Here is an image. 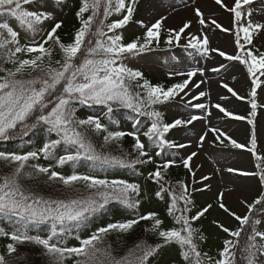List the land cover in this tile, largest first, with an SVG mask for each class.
<instances>
[{"label": "snow or ice", "instance_id": "1", "mask_svg": "<svg viewBox=\"0 0 264 264\" xmlns=\"http://www.w3.org/2000/svg\"><path fill=\"white\" fill-rule=\"evenodd\" d=\"M250 2L251 0H234V4L228 7L223 0H215L216 4L227 8L234 14V22L237 24L235 45L238 51L235 55H228L219 49H212V51L218 52L221 57L238 61L246 66L252 82L249 102L252 108L251 115L254 116L257 109L255 102L257 89L264 86V79H262L264 78V53L257 55L249 46L252 45L253 34L264 30V24H253L250 19L247 20L246 25L241 23L242 18L245 17L243 8ZM137 3L138 0H127V2L126 0H82L81 7L76 13L80 19V27L75 31L72 42L64 43L58 35L62 21H56L53 24L42 42L35 41V36L43 31L42 25L53 19L52 14L46 11L47 0H0V72L5 73L0 75V140L19 139L23 142L25 137H29L30 134L40 129L44 130L49 137L52 134L55 135V138H49L42 147L33 151L23 154L0 152V161L7 165H14L11 174L6 175L0 182V214L12 223L10 232H5L3 228H0V234L12 241L6 245L8 254L17 251L16 245L27 243L42 247L50 264H65L69 258H75L73 264H146L148 258L160 248L175 243L181 248V255L188 264H202V253L195 242L198 230L192 227V221L203 217L212 205H207L195 216L187 215L191 211L189 205L192 204L188 186L183 182H178L181 191L177 194L175 190L166 189L161 184L166 170L173 161L169 160L161 167H157L154 172L149 173V177L160 184V191L156 192V196L160 197L161 192L171 191L172 203L168 213L175 223L180 225L179 228L172 227L163 230V221L158 218V214L149 212L137 219L97 227L86 238L78 234L81 227H86L91 223L92 219L109 204L116 202L128 209L138 208L140 204L139 185L123 179L109 180L75 172L65 176L52 170L51 163L48 167L39 163H31V161L39 160L42 155L49 161L56 160L61 166L66 164L75 166L81 161H89L92 168L107 171L115 167L133 168L136 164L146 162L139 158L129 161L122 157L98 152L87 135L89 130L98 134L106 133L103 136L105 144L115 143L125 136H131L135 139L133 148L138 153V157H148V161H151L137 131L127 133L108 131L107 125L102 123L97 116L80 119L76 113L78 106L81 105L105 106L107 109L105 115L109 122H112L110 114L115 108L132 109L140 115L151 118V125L144 132V136L149 141H153L161 148L165 145L184 147V145H175L168 141L165 138L166 134L170 129L191 124L199 117L192 116L187 121L178 118L172 123H165L162 114L154 110L153 106L172 100L180 93L187 95L185 89L197 72H188L186 74L188 79L165 89L162 85L151 84L143 78L142 72L128 67L123 62L125 56L150 51L153 45L158 46L160 43L163 17L147 27L143 37L138 36L131 42L124 43L123 36L115 34L117 29L123 28L132 20ZM90 9L91 14L85 18L84 14ZM195 11L200 24H207L208 21L205 20L203 13L199 9ZM113 12L125 14L122 19L106 24L105 21ZM250 15V12L247 13V16L250 17ZM12 20L16 22L19 31L10 24L9 21ZM139 23L144 27L142 21ZM190 23L186 22L178 30L169 29L166 43L169 46L174 41L179 43L181 34L190 27ZM210 23L217 29L222 28L215 19H212ZM21 31L31 36L29 43L23 45L20 43ZM223 31H229V29H223ZM109 33L113 34L109 35ZM49 41L59 49V59L53 58L52 46H45L49 44ZM208 43L206 35L202 38L194 36L188 41L187 46L207 53ZM21 53L30 54L31 58L21 59L17 55ZM4 63L13 64L14 68H4ZM218 70L213 69V71ZM198 71L202 73L203 69ZM177 75L183 74L177 73ZM140 80H143V83H140ZM224 87L233 96H237V93L227 84H224ZM199 95L204 96L205 93L201 92ZM240 99L244 98L240 97ZM193 107L204 108L205 106L197 103ZM216 108L227 116L234 115L219 104ZM235 118L245 119L240 116ZM248 123L253 124V121L249 119ZM212 131L217 134L216 139L223 143L221 137L225 134L218 129ZM206 135L207 133L200 137L201 141ZM228 139L234 148L245 149L247 147L230 137ZM250 143L252 148L248 150L255 155L254 131ZM60 150H63L65 154L59 155ZM194 156H196L195 152L183 161L184 167L190 172L189 162ZM256 158L259 159V157ZM27 168H31L32 172L37 174H46L49 180L58 179L65 186L72 187L77 182H83V186L90 192L87 196L67 200L45 199L30 193L26 194L19 179L25 175ZM227 171L250 175V173L233 168ZM31 174L28 173V175ZM251 174L254 175V173ZM202 179L207 180L208 177L205 176ZM260 180L264 184V169L260 170ZM223 196L224 193L221 192L218 197L219 207L228 213L229 209L223 203ZM178 200L183 201L182 208L177 207ZM262 203H264V193L248 205L249 213L257 210L256 206ZM177 212L180 214L176 215ZM230 215L240 222L241 227L233 231L223 225H218L234 239L224 241V247L219 252V259L212 261L209 258L210 264H240L241 261L246 264H256L257 256L264 255V231L256 227L261 221L247 214L243 217L235 213H230ZM141 220L154 222L150 231L162 239V244L154 247L148 246L138 256H132L130 253L131 259L127 256L116 259L108 248L102 251L98 247L110 232H127ZM37 224L49 226L46 236L29 234L30 227ZM70 238L77 240L79 246H68L67 240ZM198 238L202 240L203 236L200 235ZM0 264H7L3 255H0Z\"/></svg>", "mask_w": 264, "mask_h": 264}, {"label": "rangeland", "instance_id": "2", "mask_svg": "<svg viewBox=\"0 0 264 264\" xmlns=\"http://www.w3.org/2000/svg\"><path fill=\"white\" fill-rule=\"evenodd\" d=\"M73 0H70L72 2ZM127 2V0H126ZM228 7L234 4V0H223ZM51 7V6H50ZM136 10L132 19L123 28L115 31V34L123 36V42L128 43L131 39L142 37L147 27H150L157 20L164 18L160 30V43L152 48H165L169 29L178 30L186 22H191L190 27L181 34L179 43L173 42L172 49L147 51L137 55L125 56L123 62L130 68L141 67L153 76L164 78L172 74L175 83H182L188 79L187 73L196 71L185 89L180 93L176 100L167 105L165 109L156 107L162 115H167L171 121L175 119L190 120L192 116L199 119L191 124L178 126L172 132V138L178 139L184 149L181 152V160L184 161L191 153L196 156L189 162L193 177L202 180V190L200 192L203 199L207 202L215 201L217 205L213 208L212 225L215 228L231 226L236 219L230 215L235 213L238 216L249 215L248 205L252 204L263 192L262 184L255 168V161L249 149V141L253 131L258 139L263 143L264 148V86H262L258 95L261 97L262 110L254 118L253 124H249L250 115L246 114V105L240 97H244L246 85L249 77L246 69L241 63L221 57L218 52L212 49H219L228 55H235L238 51L235 45L234 14L227 8L221 7L215 3V0H138ZM196 9H199L208 21L201 25L196 15ZM64 10H67L64 7ZM245 16L251 13L250 19L254 22L264 24V0H252L250 4L243 8ZM125 13H115L108 17L109 23L123 18ZM179 16L172 20L174 15ZM215 19L221 26L217 29L211 25L210 21ZM143 22L144 27L139 23ZM14 29L18 30L14 20L9 21ZM50 21L43 24L40 34L35 36L36 42H42L49 30ZM229 29V31H223ZM110 33L109 35H112ZM207 36L209 51L204 53L199 49L188 47V41L195 37ZM31 41V36L20 32V43L26 44ZM195 42V41H193ZM257 50L264 53V30L259 35L257 41ZM18 54V55H22ZM203 69L201 73L198 71ZM213 69H219L213 71ZM181 73L183 75H177ZM5 73L0 72V75ZM264 79V78H262ZM227 84L232 88L237 96H233L225 87ZM197 85H199L197 87ZM205 93L200 96L199 93ZM202 104L204 108H195L193 105ZM219 104L233 116H227L221 112L216 105ZM236 116L245 117V119H236ZM120 128L124 131H134V123L129 120H121ZM218 129L225 135L221 137L223 143L216 139V133L212 131ZM207 133L204 140L200 137ZM236 140L247 147L245 149L234 148L228 138ZM164 159H169L168 154ZM233 168L250 175H241L239 173H229L227 169ZM251 173H254L252 175ZM208 177L203 180V177ZM3 178L0 176V182ZM223 192V203L229 209L226 213L219 207V194ZM258 206L256 209L258 210ZM259 208L264 209V203ZM256 211V210H255ZM261 222L256 226L258 230L264 231V214L257 217ZM206 259V257H205ZM202 264H210L206 259ZM256 264H264V255H258Z\"/></svg>", "mask_w": 264, "mask_h": 264}, {"label": "trees", "instance_id": "3", "mask_svg": "<svg viewBox=\"0 0 264 264\" xmlns=\"http://www.w3.org/2000/svg\"><path fill=\"white\" fill-rule=\"evenodd\" d=\"M54 1L57 9H62V4H67L68 9L66 14H58L59 20L62 21V27L58 29V35L60 36L62 42L70 43L74 38L75 31L80 27V19L77 17L76 13L80 9L82 0H74L70 2L69 0H49ZM48 5V1H47ZM50 12L49 10H46ZM51 13V12H50ZM102 13V9H101ZM52 17L54 16L53 13ZM91 14V9L89 12L84 14V17L87 18L88 15ZM57 17V16H56ZM108 19V18H107ZM56 21H53V24ZM106 24L108 20L105 21ZM241 23L247 24V19L242 18ZM255 24V23H253ZM237 24L235 23L236 32ZM51 30V29H50ZM106 30V29H105ZM261 31V30H260ZM257 31L253 34V41L251 47L253 51L257 54L255 43L258 36ZM243 36V33H241ZM243 42V41H242ZM46 47L52 46L54 49L53 58L59 59V49L53 44V42L49 41V44L45 45ZM152 50H156L152 48ZM18 55V54H17ZM258 55V54H257ZM21 59L31 58L30 54L23 53L22 55H18ZM4 68H14V65L11 63H4ZM139 70L143 73V78L147 79L153 85H162L164 88H168L174 83L171 82L172 78H159L157 76L151 75L149 72L143 69H135ZM28 78V77H25ZM143 83V80L139 81ZM252 88V82L248 85V94L246 97V101L251 108V104L249 100L250 91ZM174 99L166 101L161 104L154 105L155 107H161L173 102ZM255 102L257 103L258 110V100L255 97ZM252 110V108H251ZM107 109L102 105H92V106H78L76 115L80 119H85L88 116H97L101 119V122L106 124L108 127V131H123L119 126L120 120L123 118H127L129 120H136L135 126L138 128V135L140 136L141 142L145 144V151L148 153V156L151 157V161H148V157H138V153L134 150L133 145L135 143V139L131 136H125L120 141L115 143L105 144L103 140V136L106 133H95L92 131H88L87 135L89 136L91 142L95 145L96 150L100 153L109 154L112 156H118L125 158L129 161L135 160L137 158L146 161L142 164H136L133 168H121L115 167L108 169L107 171H103L100 169H94L91 167V162L89 161H81L77 165L73 166L72 164L59 165L56 160H47L42 155L37 161H31V163H39L44 167H48L51 163L52 170L60 172L62 175H71L74 172L80 175H95L99 178H107L109 180L112 179H123L127 180L129 183H135L140 187V195L138 199L140 200V204L136 209H128L124 205L113 202L109 204L101 213H98L95 218L92 219L91 223H89L86 227H81L79 230V235L82 238H86L91 235L97 227L106 226L108 223L122 222L128 219H137L139 216L145 215L149 212H155L158 214V218L163 221L162 229L167 230L172 227L179 228L180 225L176 224L173 217L169 215L168 209L172 203L171 199V191L161 192V196H156V192L160 191V184H157L154 180L149 177V173L154 172L157 167H161L165 162H163L164 150L167 149V152L170 155V161H173L171 166L166 170L164 174V180L161 181L164 188L169 190H175L177 194L180 193L181 189L179 187L178 182H183L188 186V191L191 194L192 204L189 205L191 211L187 213L189 216H195L198 211L211 204L212 207L209 211L201 217L199 220L192 221V227L197 231L195 242L197 243L198 250L202 253V263L211 258L212 261L219 259V252L224 247V241L229 239H234L230 237L228 233L224 232L221 228H215L212 225V210L215 206V201L207 202L203 199L199 190H202L201 187H196L195 184L199 181L190 180L188 178V169L184 167V164L176 161V158L180 155V151L182 147H168L165 145L163 148L157 146L153 141H149V139L144 136V132L148 130L151 125V118L149 121V126L147 128H142V122L140 118H147V116L140 115L134 112L132 109H128L125 107L115 108L113 113H111V121L109 122L106 117ZM163 121L165 123H171L168 117L164 116ZM146 124V122H145ZM172 129L166 134L170 135ZM126 132V131H124ZM127 133V132H126ZM49 138H55V135L52 134L51 137L42 129L36 130L34 133L30 134L29 137H25L24 141L21 140H0V152H17L18 154H23L27 151H33L43 146V143ZM166 138V137H165ZM175 145H179L175 140H169ZM261 142L256 139L255 146V160L258 168V172L260 174V170L264 169V150L260 149ZM252 147V145H251ZM166 148V149H165ZM159 153V154H158ZM59 155H64L65 152L60 150ZM256 157H259L257 159ZM14 165H7L5 162L0 161V176L5 177L6 175H10L13 170ZM28 173H32L28 175ZM19 183L24 189L26 194H32L34 196L43 197L45 199H71L77 198L81 196H87L90 190L86 189L83 186V182H77L74 186L69 187L63 185L61 181L57 180H49L46 174H37L32 172L31 168H27L25 170V175L21 176L19 179ZM264 187V184H263ZM177 207H183V201H177ZM264 213L263 210H256L250 214L254 219H257L259 215ZM180 213L177 212L176 215ZM154 222L151 220H141L139 223L134 225L132 229L127 232H119L113 231L107 234L103 238V243L99 244L98 247L103 251L108 248V251L111 253L113 257L116 259H120L122 257L138 256L142 254V250L147 248L148 246L154 247L157 244H162V239L152 231H150L152 224ZM233 231L239 229L241 227L240 222L236 220V222L231 226H224ZM247 227V226H245ZM0 228H3L5 232H10L12 229V223L9 219L2 214H0ZM48 225H32L29 229L30 235H40L42 237L46 236L48 233ZM202 235L203 239H199L198 237ZM8 243H12V241L3 234H0V255L5 257L7 264H50L49 258L45 254L42 247L34 245V244H23L16 245L17 251L12 254H8L6 250V245ZM68 246H79V242L75 239L67 240ZM110 246V247H109ZM139 246V247H138ZM181 248L175 243L169 244L160 248L153 256L148 258L146 264H188L184 260L181 255ZM132 256H129V254ZM207 254L204 256L203 254ZM206 257V259H205ZM75 258H69L65 261V264H73ZM240 264H246V262L241 261Z\"/></svg>", "mask_w": 264, "mask_h": 264}, {"label": "bare ground", "instance_id": "4", "mask_svg": "<svg viewBox=\"0 0 264 264\" xmlns=\"http://www.w3.org/2000/svg\"><path fill=\"white\" fill-rule=\"evenodd\" d=\"M177 16H179V15H178V14L174 15V16L172 17V20L176 19Z\"/></svg>", "mask_w": 264, "mask_h": 264}]
</instances>
